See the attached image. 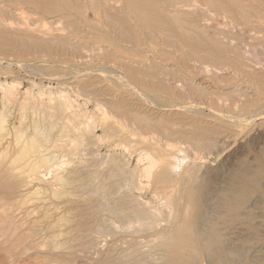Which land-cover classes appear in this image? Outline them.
I'll list each match as a JSON object with an SVG mask.
<instances>
[{
  "label": "rangeland",
  "instance_id": "1",
  "mask_svg": "<svg viewBox=\"0 0 264 264\" xmlns=\"http://www.w3.org/2000/svg\"><path fill=\"white\" fill-rule=\"evenodd\" d=\"M14 7L21 6L12 5L10 9H14ZM27 14L32 17L28 21L30 27H37L39 23L41 26L45 22V27L49 31H54L53 33H64L65 31L64 34H67L73 42L84 41L87 46L85 45L84 50L80 49L77 53L68 52L64 53L65 55L31 52L30 54H19L17 50L0 52V114L4 113L5 118V127L3 126L5 134H1L0 137L3 139L0 140V154L2 155L0 172L5 170L7 164L10 163L9 160L17 155L18 145L15 142L18 140L25 142V139L28 140L32 136L39 151L41 148L42 150L47 149L43 153L46 152V157L49 156L46 161L50 160L48 167L47 162L45 163L47 171L43 173L44 181L35 182L30 185L31 187H22L21 180L17 178L19 173L15 172H20L18 168H24L21 166L24 165L26 159L35 157L30 154L34 150L26 154L29 156L23 157V161L18 159L17 162L9 164L11 165L9 167H12L11 172L14 174L11 175L12 179L9 174L8 180L11 179L10 182L14 180V183L12 182L14 188H11V191L0 189V216L3 217V219L0 218V264H30L34 261H37V264H164L166 253L161 246V237L157 236L161 234L163 228L166 227L168 230V219L165 215L170 211L169 209L171 211L182 210L186 209L188 205V210H194L195 207L200 206L207 211L210 210V215L214 214L211 216L212 218L220 216L221 223L225 215H229L242 201L246 202V198L242 199L235 192L228 190L235 186L233 185L235 182L240 183L241 178H244L246 174L249 178L252 175L256 179L257 176L259 181H257L258 185L247 183L248 188L253 190L249 189L248 195L253 197L251 199L255 203L248 207L249 209L253 208L251 209L253 211L250 210L253 212L252 216L244 217V221L247 222V225L255 227H259L260 223L264 224V117L261 118L257 115L264 111V22L258 21L259 27L255 28L256 31L243 25H237L240 28L238 29L236 25L220 24L221 29L232 31L230 34L234 35L232 36V45L239 46L238 50L242 53L239 55H243V57L236 58L232 54H228V56L237 59L241 70L224 68L220 72L214 73L201 68L197 63L188 66L180 65L176 53H173L170 48L138 49L148 56L150 53H160L163 50L171 52L168 61H164L163 64L173 70L174 76L163 75L162 77L169 86L181 87L182 92L166 94L162 90H150L126 79L125 72L114 58H106L104 55L102 57L101 52L98 53L95 46L91 45L89 42L92 40L89 37L92 35L91 33L72 34L69 29L66 31L65 21L55 15H39L33 11H27ZM89 14H87V20L92 21L94 17ZM13 20L16 22L13 18L7 19L10 22ZM79 20L80 24L82 23L81 26L84 22V25H88L82 18ZM259 58L261 59L259 60ZM123 75L124 77H122ZM177 75H179L178 78ZM117 77L125 78L128 82ZM184 81H191L207 91V94L199 96L195 92L187 91ZM125 86L134 88H125ZM132 90L134 91L132 92ZM136 92H141L144 98L153 99L154 111L164 105L181 106L182 108L188 105H192V107L203 105L202 107L198 106L201 110L199 109L195 114L202 120H212V116L210 117L212 111L220 110L221 115H237L242 119L246 118L247 122L244 121L243 124L232 127L229 125L231 122L226 123L220 120V132L214 136V144L208 153L202 151L193 154L187 148H184L187 153H181V150L184 151V149H178L180 152L175 151V158L172 159L179 164L176 165L177 167L174 165L171 168V171L175 170L173 173L171 172V176L174 178L172 177L167 183L157 184L152 177L145 178L144 174L145 169L147 170L146 167L150 166L146 159V154L151 153V147L148 145L157 138L161 139V135L143 130L118 114L119 117L117 112L115 115L114 111L108 107L111 102L120 104L123 102V104H130L131 108L136 109L137 106L139 112L145 113L147 111L146 104L137 99L139 96ZM250 98H258V102L254 106L241 108L240 99ZM61 102H65V106H71L72 120L68 119V114H63L60 108ZM186 108L181 110L186 112ZM104 113H110L111 118L104 120L102 118ZM1 116L0 118L3 117ZM65 119L67 120L65 121ZM70 120L71 123L68 122ZM114 127L122 128L123 133L126 132L125 137L123 133L119 134L121 133L120 128L115 129ZM12 128L15 129L14 132ZM15 134L17 140L14 139ZM19 137L22 139L20 140ZM48 137L50 140L47 139ZM169 142L174 143L175 141ZM3 150L7 151L4 153ZM198 157L201 159H197ZM24 166L26 167V164ZM132 178L133 180H131ZM186 191L192 192L190 204L185 196ZM2 193H4L3 196H1ZM249 204L251 203L249 202ZM22 205L23 207H21ZM152 214H156V218ZM148 218L152 220L149 221ZM239 220L244 222L243 217ZM234 221H226V224L235 225ZM40 228L45 229L41 234L39 233ZM17 235L22 236V240L16 243L15 247V244H10V240ZM257 236L258 238L255 236L252 239L254 244L250 242V245H253L250 247L264 255V250H262L264 249V235L263 237ZM256 238L260 242H257ZM155 245L156 247H154ZM147 247L153 250L151 251ZM250 251L252 249L249 250V253H251ZM154 259L156 261L152 262L151 260ZM201 264L207 263L204 261Z\"/></svg>",
  "mask_w": 264,
  "mask_h": 264
},
{
  "label": "bare ground",
  "instance_id": "2",
  "mask_svg": "<svg viewBox=\"0 0 264 264\" xmlns=\"http://www.w3.org/2000/svg\"><path fill=\"white\" fill-rule=\"evenodd\" d=\"M12 5H18V6L20 5L21 7H18V8L14 7V9H10V7ZM7 8H9V9H7ZM6 9H7V11H6ZM27 11H31V12L33 11L34 13L39 14V15H55L58 18L63 19L65 21L66 31H67V29H69L70 33H72V34H79L82 32H84L85 34L91 33L92 35L89 36L92 39L91 41H89V42H91V45L93 47L95 46L98 53L101 52L102 57L104 55V57H106V58H114L116 60L117 64L125 72L126 79H129L133 83L141 85V86H143L147 89H150V90H153V89H158V91L162 90L166 94H180L182 92L181 87L176 88L177 86H173V87L169 86L164 81V79L162 77L163 75H173L174 76L173 70L170 69V67L168 68L163 64L164 61H168V58L170 57L171 52L160 50L162 52L152 53V54L150 53L148 56V55L143 54L142 51H139L138 49L144 50V48H151V47H154V48H158V47L159 48H170L173 53H176L177 59H178V62L180 63V65L188 66L189 64L197 63V64H199V66L201 68H205L209 71L211 70L214 73H218V72H220V70H223L224 68H233L236 70H241L239 65H238L239 62L237 61V59H234V58L235 57L236 58L237 57L242 58L243 55H239V54H242L238 50L239 46H235L236 44L234 46L232 45L231 41L233 38L232 36H234V35L231 36L230 33L232 31L228 32L229 30L226 31V30L221 29L220 24L225 23V24H228L231 26L232 25H236V26L237 25H243L246 28H249L252 30L254 29L256 31L255 28L259 25V24H257L258 21H260V23L264 22V0H0V52L2 51L4 53V52H7V50H17L19 52V54H30V52H31V53H35V54L36 53L37 54L46 53L49 55H63L64 53H68V52L69 53H77L80 49L84 50V47L86 45L84 43V41L83 42H78V41L73 42L67 34H64L65 31H64V33H53L54 31L51 32V30L49 31L45 27L44 21H43L44 24L41 26H39V24H41V23H39L37 27H30V23L28 21H30L29 18H32V17H29L30 15L27 14ZM2 13H4V14L1 15ZM88 13L93 15L94 19L92 21L87 20V14ZM11 18L15 19L16 22H14V20H13V22L7 21V19H11ZM81 18L84 21H86L88 23V25H84L85 22L82 21V22H84V24L81 26L82 23L80 24V20H79ZM32 23H31V25H32ZM237 28L240 29L238 26H237ZM58 29H60V28H58ZM249 29H247L248 32H249ZM53 30H55V29H53ZM235 38H236V36H235ZM85 42L89 43L88 41H85ZM86 49H88V48H86ZM248 49H250V48H248ZM145 51H147V50H145ZM250 52H252V51H250ZM84 54H86V53H84ZM228 54H232L235 57L234 58L229 57ZM97 56H99V55H97ZM246 58H248V57H246ZM260 59L261 58H259V60ZM104 63H106V62H104ZM107 67H109V66H107ZM85 68H87V67L85 66ZM77 71H78V68H77ZM80 73H82V72H80ZM124 75L122 77H124ZM178 76L179 75H177L176 77L178 78ZM122 77H117V78H119L120 80H125V78H122ZM176 81H177V79H176ZM90 82L92 83V80H90ZM126 82H128V81H126ZM126 82H123V83H126ZM178 82H180V81H178ZM184 82H186V83H184V86L186 87L187 91L195 92L197 95L199 94V96H205L207 94L206 93L207 91H205L203 88L199 87L198 85L192 83L191 81L190 82L184 81ZM261 83L263 84V82H261ZM126 87L129 88L131 86H125V88ZM136 89H138V88H136ZM136 89H134V90H136ZM134 90H132V92ZM137 92H136V94H137V96H139L137 99L140 102H142L143 104H146L145 107L147 108V111H145V113L142 111L139 112L137 109L138 108L137 106H136V109L131 108L130 104L129 105H127L128 103L123 104V102H121V101L120 102L122 104L111 102L110 106H108L109 103L106 106H108L110 108V110L114 111L113 112L114 114L117 112V115L119 114L120 116H122V118L124 117V118L128 119V121L130 120L133 124H136L137 126L142 128L143 130H146L148 132H156V133L161 135L162 138L161 139L155 138L156 140H153V138L150 137L151 140H153V141H151L149 143L150 145L146 144V145L151 147V153H148V155L146 154V159L149 161L150 166L146 167L147 170L145 169L144 177L145 178L152 177L154 179L155 183H157V184L167 183L173 177L171 175L175 170L171 171V168L174 167V165L175 166L179 165V164L175 163L176 161L174 162L172 160L173 157L175 158V156H174L175 151H177L178 149L181 150V149L187 148L189 150V152H192L193 154L195 152H202V151H205V152L207 151V153H208V151L211 149V147L214 144V139H213L214 136L216 134H219V132H220V120L224 121L226 123L231 122V124H229V125L232 127L241 125V124H243L244 121H246V118H244L245 119L244 120L237 115L233 116V114H231L232 116L231 115L230 116L221 115L222 113L220 114V110L218 112L212 111V113L210 115V117L212 116V120H209V121L208 120H202V119L197 117L198 115L195 116V114L198 113V111L200 109L199 107L201 105L200 106L198 105L199 107L197 105L196 106L194 105V107H192V105L191 106L190 105H188V106L184 105L185 107H183V108L187 107L186 112L182 111L183 108L181 106L180 107L182 110L180 109V107H174V105L172 107L166 106V105H164V107L160 106L161 108H159V110L157 109L156 111H154L155 107H154V105H152V103H154V101H152L153 99L150 100V98H147V97L144 98V96L142 95L141 92H139V93H137ZM130 93H131V91H130ZM101 102H102V100H101ZM218 102L220 103V101H218ZM257 102H258V98L240 99L239 105L241 106V108L242 107L245 108L248 106H254V104H256ZM61 103H62V105L60 106V104H59V106H60L63 114L64 113L66 115L68 114L67 115L68 119H71L72 118V112H71L72 110L70 109L71 106H69V107L65 106L66 105L65 102L64 103L61 102ZM155 104H157V103L155 102ZM27 106H29V105H27ZM142 107H141V109H142ZM235 107H237V106L235 105ZM237 108H239V106ZM143 109L145 110V108H143ZM3 114H0V115L3 116ZM109 114L104 113L102 118L104 120L111 118V116ZM257 115H259L261 118H263L264 117V111H262L261 113H259ZM254 117H255V115H254ZM4 120H5L4 116L2 118H0V137L2 136L1 134H3V135L5 134V132H4L5 131ZM66 120L67 119H65V121ZM71 120L68 122L71 123ZM112 125H114V124H112ZM85 126H87V125H85ZM20 128H22V127H20ZM114 128L119 129L120 127H117V128L114 127ZM121 129L122 128H120V130ZM122 130H121V133H119V134L123 133ZM14 131H15V129H13V132ZM62 131H64V130H62ZM117 131H119V130H117ZM59 132H58V134H59ZM140 133H141V131H140ZM18 134H19V132H18ZM123 134L125 137L126 132L124 131ZM127 134H129V133H127ZM150 135H151V133H150ZM15 136H16V134L14 135V137ZM22 136L24 137V135H21V137ZM21 137H19L20 140L22 139ZM16 138H17V136L14 139H16ZM47 139H49V137ZM0 140L2 141L3 139L0 138ZM172 140L175 142L173 143ZM169 141H171L172 143H170ZM44 142H45V140H44ZM15 143H17V145H18V152L16 151L17 155L16 156L14 155L15 157L13 156L14 158L12 160H9L10 163L13 164V162H15L18 159H21L20 161H23L22 158L25 156H29L26 154H29V152H32L33 150L34 151L30 154H32L33 156L35 155L34 158L30 157L31 159L25 158L26 161L24 162V165L26 164V167L24 165L21 166V167H24L21 169L17 167L20 170V172L18 171L15 173H19V175H18L19 177H17V178H19L21 180L20 181V182H22L21 186L27 187V186L34 184L35 182L39 183V181H41V180L44 181V179H43L44 174L43 173L45 171H47V170H45V166H46L45 163L47 162V167H48V161L50 162V160L46 161V159H49L48 158L49 156L46 157V155H47L46 152L43 153V151H47V149L42 150V148H41V151H39V149H38L39 147L36 146L37 143L33 139V136H32V138H29L28 140L25 139V142L24 141L20 142L18 140V142L16 141ZM129 143H130V141H129ZM56 144H58V143H56ZM73 145H75V144H73ZM52 146H53V144H52ZM122 147H123V145H122ZM6 148H9V147H6ZM4 149H5V147H4ZM49 150H51V149H49ZM49 150H48V152H49ZM5 151H7V150H5ZM5 151H4V153H5ZM11 151H12V149H11ZM13 152H15V151L13 150ZM182 152H186L185 149H184V151L181 150V153ZM1 156L2 155L0 154V158H1ZM7 156H5V157L7 158ZM54 156H56V155H54ZM50 157H51V155H50ZM186 157H187V155H186ZM193 158H194V155H193ZM2 159H4V158H2ZM51 159H52V157H51ZM177 159H179V158H177ZM197 159H201V157H198ZM64 162H66V161H64ZM9 164H7L8 166L6 167L5 170L0 172V189H4V190L9 189V191H11L10 189L14 188L13 187L14 180L12 181L13 183L10 181L12 179L11 175H13L14 173L11 172L12 167L10 168L9 166H11V165H9ZM56 164H57V162H56ZM49 165H50V163H49ZM180 166H181V164H180ZM174 169H176V168H174ZM47 173H49V172H47ZM9 174L11 177L10 181L8 180ZM57 175L60 176L59 174H57ZM129 175H131V174H129ZM58 176H57V178H58ZM132 176H133V174H132ZM251 176L249 178L246 174L244 176V178H241L240 183L235 182V184H233L235 186H232V189L231 188L228 189V190H230V192H235L236 195L238 194L242 199L246 198L247 200H246V202L242 201L235 210L231 211V213L229 215H225V217L222 218L223 220L221 221V223H220V216H218L214 219L211 217L214 214L210 215V212H209L210 210L207 211L200 206L198 208L195 207L194 210H190V209L188 210V205L186 206V209H182V210H172L171 211V209H169L170 211L168 213H166V215H165V216H167V219H168V224H167L168 230H166V227H165V229L163 228V230L160 232L161 234L159 236H157L158 238L161 237V239H162L161 246L164 248L165 253H166L165 258H164V260H165L164 264H201V262H204V261L207 264H264V255H262L263 253L259 254V251L257 249L250 247V246H253V245H250V242L253 243L252 239H254L255 236L257 238H258L257 235L263 237V235H264V224L260 223V226H259L258 225L259 223H258L257 225L259 227H257V226L255 227L253 225L252 226L247 225V222L244 221V217L252 216L253 212H251V211H253V210H251V209H253V208L251 207L249 209L248 207L250 205H252V203H255V202H252L253 201V199H251L252 196L248 195V190L250 188H248L247 183L251 182L253 185H258L257 181H259L257 179V176H256V179L253 178V176L251 178ZM17 178L15 176V179H17ZM131 180H133V178ZM60 181H61V179H60ZM144 181H146V180H144ZM61 182H63V181H61ZM14 186H15V184H14ZM145 186H147V185H145ZM36 189H38V188H36ZM53 189H54V187H53ZM33 191L35 192V189ZM251 191H253V190H251ZM3 194L4 193H2L1 196H3ZM53 195H52V197H53ZM57 195H58V193H57ZM185 196L187 198V201H189V204H190V202L192 201L191 200L192 199V192L186 191ZM255 201L258 202V200H256V199H255ZM249 202L251 204H249ZM7 205H9V204H7ZM23 205H24V203H23ZM23 205L21 207H23ZM10 207H12V206H10ZM141 213H142V211H141ZM255 213H254V215H255ZM152 215H153V217L155 216L154 218H156V214L155 215L152 214ZM140 216H139V218L143 217V216H141V217ZM162 216H164V215H162ZM255 216H257V215H255ZM9 217H10V215H9ZM242 217H243L244 222H241L239 220L240 218L242 219ZM0 218H1V216H0ZM1 219H3V217ZM149 219L150 218H148L147 220H149ZM21 220H22V218H21ZM104 220H107V219H104ZM151 220H149V221H151ZM229 220L230 221L235 220L234 221L235 225L231 224L232 226H230V224L229 225L226 224V221H229ZM127 221H129V220H127ZM229 227H231V228H229ZM44 230H45L44 228H40L39 233L40 234L43 233ZM16 231H18V230H16ZM129 232H131V231H129ZM20 235H22V234H20ZM20 235H17L16 237H14V239H11L10 244H12V245L15 244L14 246L16 247V243H19L22 240V236H20ZM55 235H57V234H55ZM257 238H256L257 242H260V240L258 241ZM103 239L105 240V238H103ZM256 240H254V241H256ZM157 241L158 240H156V242ZM99 242H101V241H99ZM263 243H261V244H263ZM147 244H149V243H147ZM261 244H260V246H261ZM156 245L154 247H156ZM255 247H256V245H255ZM147 248L149 250H151L149 247H147ZM250 249H252V251H250L251 253H249ZM262 250H264V249H262ZM6 252H8V251H6ZM142 252H143V250H142ZM31 260H34V259H31ZM35 260H36V258H35ZM151 261L153 262L156 260L154 259ZM36 262L34 261L30 264H37ZM38 262H41V261H38ZM14 264H16V263H14Z\"/></svg>",
  "mask_w": 264,
  "mask_h": 264
}]
</instances>
